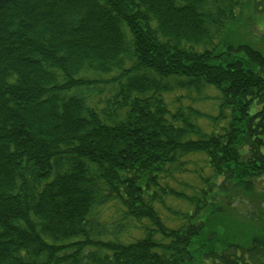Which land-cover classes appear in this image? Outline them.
<instances>
[{"label":"trees","instance_id":"obj_1","mask_svg":"<svg viewBox=\"0 0 264 264\" xmlns=\"http://www.w3.org/2000/svg\"><path fill=\"white\" fill-rule=\"evenodd\" d=\"M252 2L0 0V264H264Z\"/></svg>","mask_w":264,"mask_h":264},{"label":"rangeland","instance_id":"obj_2","mask_svg":"<svg viewBox=\"0 0 264 264\" xmlns=\"http://www.w3.org/2000/svg\"><path fill=\"white\" fill-rule=\"evenodd\" d=\"M251 6L244 9V13L240 19H237L228 29L232 38L238 43H250L251 45L261 49L264 52V0H253ZM210 94L213 95L212 97L201 100L199 103L197 102V107L201 108L202 110L206 111L209 114H215L218 110V103H219V92L214 89L209 90ZM216 93V94H215ZM217 95V96H216ZM172 98V96H171ZM202 155L195 156L199 162L204 163L201 161ZM186 178L195 180L198 177L196 175L190 174ZM195 178V179H194ZM257 186H262L264 190V176L259 179L257 182ZM256 187V186H255ZM257 188V187H256ZM264 198V192L260 196ZM257 199V201H255ZM260 198L255 195L254 198H248L245 201H241L238 203L240 210L243 213H249L250 211L255 212L258 211L260 213V205L264 206V201L260 202ZM171 205H175L174 202L169 201ZM112 210H110L111 212ZM233 214L234 220L231 221L232 230L240 235L239 237L242 240H246V237L249 233L254 231V224L253 222L246 218V216L242 215L241 212ZM246 215V214H245ZM245 220L247 222L242 221ZM260 225V224H259ZM234 228V229H233ZM260 227L256 230H258Z\"/></svg>","mask_w":264,"mask_h":264}]
</instances>
